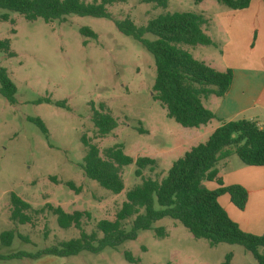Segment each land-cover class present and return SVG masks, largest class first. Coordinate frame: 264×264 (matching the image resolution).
<instances>
[{
  "label": "rangeland",
  "instance_id": "rangeland-1",
  "mask_svg": "<svg viewBox=\"0 0 264 264\" xmlns=\"http://www.w3.org/2000/svg\"><path fill=\"white\" fill-rule=\"evenodd\" d=\"M210 2L227 9L215 0L200 4L168 0L165 9L142 0H120L108 7L111 19L67 15L49 23L41 19L28 22L17 13L0 10V40H8L9 52L14 54L9 57L0 52V68L6 70L16 87L14 104L0 95V233L12 231L22 236L16 235L9 246L0 241V251L4 256L17 252L33 255L0 260L4 261L0 264H130L124 252L140 264H223L227 254L234 256L231 264H257L241 246L209 247L205 240L194 239L180 223L169 218L153 224L162 229L161 236L154 230L139 231L135 240L96 254L82 251L69 257L36 256L58 242L78 238L80 231L59 228L55 216L48 211L33 216L31 224L19 225L9 220L10 193L33 210L49 204L67 214L89 213V218H81L86 234L95 230L98 221L115 219L126 201V192L141 179L134 176V164L124 167V188L117 195L87 179L81 168L82 135L97 145L101 155L106 148L119 144L133 159L154 160L155 167L144 169L142 177L158 181L166 176L174 161L207 140L213 132L210 126L183 128L152 99L153 58L136 40L121 34L114 21L128 18L136 27H144L148 20L164 13L206 16L217 9L202 13L210 8ZM4 14L6 21L1 19ZM82 27L93 31L96 39L83 37L79 31ZM144 38L153 39L148 34ZM181 46L196 60L202 49L214 51L204 46ZM41 98L52 103H37ZM55 102H64L65 107H57ZM100 104L117 121V127L104 138H96L91 122V108L98 109ZM31 118L43 121L48 136L29 121ZM230 157V161L240 162L235 154ZM68 181L79 188L78 193L64 185ZM204 185L208 190L216 188L214 182ZM132 219L126 222V228Z\"/></svg>",
  "mask_w": 264,
  "mask_h": 264
},
{
  "label": "trees",
  "instance_id": "trees-1",
  "mask_svg": "<svg viewBox=\"0 0 264 264\" xmlns=\"http://www.w3.org/2000/svg\"><path fill=\"white\" fill-rule=\"evenodd\" d=\"M120 0H0V10L14 12L33 22L41 19L45 23L62 20L67 15L111 19L108 7ZM200 4L203 0H191ZM232 11H241L249 7L251 0H215ZM264 4V0H261ZM165 9L168 0H142ZM6 21V14L1 16ZM207 20L202 14L193 12L164 13L148 20L144 27H136L125 18L114 21L116 29L123 35L132 37L152 56L155 65V78L152 85V99L166 110V116L183 128H199L218 121L219 126L207 140L190 148L183 156L173 162L167 174L160 181L143 178L142 172L152 170L156 163L148 157L136 159L124 153L122 145L106 148L101 155L96 144L85 135L80 142L84 148L82 171L84 176L96 182L101 188L117 195L123 188L121 171L134 164V176L140 178L139 184L128 190L126 201L122 203L113 221L100 220L95 230L86 234L82 229L81 218L90 217L89 213H65L60 207L47 204L42 209L33 210L31 206L16 196L9 195V220L19 225L31 224L33 216L45 211L55 216L61 229L75 228L80 231L78 238L58 242L56 246L37 253L58 257L75 256L82 251L92 254L105 248L115 249L125 241H133L139 231L154 230L161 236L162 229L153 224L169 218L180 223L194 239L205 240L209 247L219 244L238 245L249 252L257 264H264V232L251 235L243 232L220 206L218 198L228 195L230 203L243 210L247 201V192L240 185L225 186L218 176L217 164L233 153L247 166L264 167V127L256 122L237 120L223 122L203 106V100L210 96L223 97L229 90L233 78L227 69L218 72L198 61L181 45L214 46L203 28ZM85 38L96 39V34L87 27L80 28ZM151 35L152 40L144 38ZM0 52L13 57L9 52V41L0 40ZM16 87L6 70L0 68V95L10 104L15 103ZM37 103H52L41 98ZM64 102H55L57 107H65ZM40 132L48 136V130L40 118H31ZM91 122L96 138H104L117 127L116 119L106 110L104 104L98 109L91 108ZM140 133L142 131L140 130ZM232 148V151L230 150ZM54 180V178H51ZM214 182L216 188L208 190L204 183ZM64 185L78 193L73 182ZM132 221L129 228L126 222ZM101 233L102 236L98 237ZM21 235L12 231L0 233V241L9 246L14 237ZM33 255L17 252L0 256V260L31 258ZM125 260L130 264H140L129 252H124ZM231 255L225 256L223 264H229Z\"/></svg>",
  "mask_w": 264,
  "mask_h": 264
},
{
  "label": "crops",
  "instance_id": "crops-1",
  "mask_svg": "<svg viewBox=\"0 0 264 264\" xmlns=\"http://www.w3.org/2000/svg\"><path fill=\"white\" fill-rule=\"evenodd\" d=\"M209 6L202 13L217 9L204 16L207 24L203 30L215 45L204 47L214 51L202 49L198 61L218 72L230 69L233 78L223 97L210 96L203 100V106L220 121L248 120L264 127V4L251 0L249 7L241 11L219 9L211 2ZM219 124L212 120L199 129L210 126L214 131ZM231 158L217 164L218 176L225 186H242L247 201L242 211L230 203L226 194L218 202L243 232L259 236L264 232V167L247 166ZM0 255L4 256L1 251Z\"/></svg>",
  "mask_w": 264,
  "mask_h": 264
},
{
  "label": "water",
  "instance_id": "water-1",
  "mask_svg": "<svg viewBox=\"0 0 264 264\" xmlns=\"http://www.w3.org/2000/svg\"><path fill=\"white\" fill-rule=\"evenodd\" d=\"M152 95H153V93H152Z\"/></svg>",
  "mask_w": 264,
  "mask_h": 264
}]
</instances>
